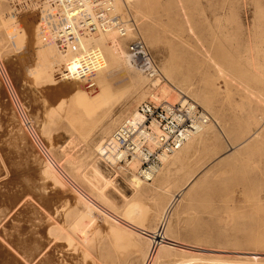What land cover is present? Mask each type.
<instances>
[{
    "label": "rangeland",
    "instance_id": "obj_1",
    "mask_svg": "<svg viewBox=\"0 0 264 264\" xmlns=\"http://www.w3.org/2000/svg\"><path fill=\"white\" fill-rule=\"evenodd\" d=\"M115 1L164 82L124 56L130 39L96 26L49 45L74 24L58 5L0 0V264H264V0ZM180 92L210 133L139 197L97 148ZM96 168L116 178L105 192Z\"/></svg>",
    "mask_w": 264,
    "mask_h": 264
},
{
    "label": "built area",
    "instance_id": "obj_2",
    "mask_svg": "<svg viewBox=\"0 0 264 264\" xmlns=\"http://www.w3.org/2000/svg\"><path fill=\"white\" fill-rule=\"evenodd\" d=\"M58 5L69 27L50 35L49 45L71 38L78 30L86 31L98 26L113 31L119 39L131 36L129 23L117 11L115 0H35ZM127 51L135 68L151 83L164 82L158 64L144 40L130 38ZM208 112L188 96L175 103L146 101L135 113L124 120L100 144L98 157L111 170H128L139 163L138 177L145 183L155 179L166 158L181 150L185 144L210 124Z\"/></svg>",
    "mask_w": 264,
    "mask_h": 264
},
{
    "label": "bare ground",
    "instance_id": "obj_3",
    "mask_svg": "<svg viewBox=\"0 0 264 264\" xmlns=\"http://www.w3.org/2000/svg\"><path fill=\"white\" fill-rule=\"evenodd\" d=\"M127 21V20H126ZM128 22V21H127ZM129 23V22H128ZM67 27V26H66ZM66 27H64V29L66 28ZM129 27H130V29H131V26H130V24H129ZM132 31V30H131ZM29 34V33H28ZM116 36H117V34L114 32L113 33V35H112V42L113 43H115L116 42ZM131 37V36H130ZM130 37L128 38V39H119L118 37H117V40H119V41H125V40H129L130 39ZM113 46H114V44H113ZM122 47L120 46V47H118V49H120V50H122L121 49ZM126 51H127V49H126ZM128 55V56H127ZM124 56H127V58H128V60H130L131 59V57H130V55H129V53H128V51L126 52V55H124ZM127 60V59H126ZM127 60V61H128ZM131 61H132V59H131ZM129 62V61H128ZM130 63V62H129ZM75 82V81H74ZM77 84V83H76ZM79 85V84H78ZM79 88V87H78ZM77 90V89H76ZM16 91V90H15ZM80 92H82V91H80ZM180 95L181 96H186L184 93H182V92H180ZM179 95V99L178 100H180V98H181V96ZM62 96H65V95H62ZM62 96H61V98L59 99V103L60 104H64V103H66V105H67V102L68 101H66V100H68V99H65V98H62ZM94 96V95H93ZM67 98V97H66ZM70 99V98H69ZM153 99L155 100V102H160V100H161V98L160 97H156V96H153ZM177 100V101H178ZM176 101V102H177ZM91 102V101H90ZM168 102V101H167ZM169 102H171V101H169ZM171 103H175V102H171ZM68 104H69V102H68ZM85 106V105H84ZM89 111V110H88ZM135 113V112H134ZM133 113V114H134ZM132 114V115H133ZM131 115V116H132ZM130 116V117H131ZM129 117V118H130ZM209 126V124L207 125V127ZM211 127V126H210ZM208 129V128H207ZM207 129H203L200 133H198L196 136H194L192 139H190L186 144H185V146L181 149V150H179L178 152H176L175 154H173V156L175 157L176 155H178L179 153H181L186 147H187V145H189V144H195L196 143V141H197V139H202V137L203 136H205L206 134H209L210 133V131H209V133H208V131H207ZM210 129V128H209ZM106 132V131H105ZM50 134V133H49ZM48 134V135H49ZM49 140H50V138H49ZM192 144V145H193ZM54 145V144H53ZM53 145H52V147H53ZM75 146V145H74ZM190 146V145H189ZM67 147V146H66ZM98 147V146H97ZM100 149H101V147L99 146L98 148H97V150H98V152L100 151ZM184 151H186V149L184 150ZM71 156V155H70ZM171 157V156H170ZM170 157H168V158H166L165 160H164V162H163V165L165 166L166 164L168 165L169 164V161L170 162H173V161H171V158ZM173 158V157H172ZM175 160H177V161H179L178 159H181V158H178L177 157V159H176V157L174 158ZM173 159V160H174ZM176 162V161H175ZM55 162H53V161H51L50 163H46L45 164V168H44V176H49L50 178H54V180L56 179L57 181H58V183L59 182H62L61 180H60V178L58 177V175H57V172L55 171V170H53V168H52V165H56V164H54ZM174 164V163H173ZM173 164H171V165H173ZM162 165V166H163ZM171 165H169V166H171ZM57 166V165H56ZM160 167V169L158 170V173H157V175H156V177H155V179L153 180V183L155 182V180H156V178L159 176V175H161V173L163 172V168H164V166L163 167ZM171 167H173V166H171ZM57 168H58V166H57ZM61 168V167H60ZM168 169V168H167ZM118 170L120 171H125L127 174H130V175H128V178L130 179V184H131V186L134 188V190H135V192H136V194H137V196H139V197H141V195H143V194H145V193H147L148 192V190L150 191V189H144L143 187H144V181H142L139 177H138V175H137V172H138V170H139V163H133V164H131V166L129 167V169L128 170H122L121 168H119V169H117V170H113V171H117L118 172ZM120 171V172H121ZM94 174V179H93V181L95 180L96 181V185L95 184H93V182H92V184L94 185V186H96L97 187V185H98V187H100V188H102V190L104 189V192L108 189V187L109 188H111L110 186H114L115 184H116V178H114L113 176L111 177H109V176H106L100 169H98V168H96L95 170H94V172H93ZM122 173H124V172H122ZM92 175V176H93ZM112 175V174H111ZM117 177V176H116ZM63 178V177H62ZM91 179V178H90ZM52 180V179H51ZM56 181V182H57ZM157 181V180H156ZM54 182V181H53ZM152 183V182H151ZM145 184H147V185H149L150 183H145ZM158 184V183H157ZM156 184V185H157ZM74 185V184H73ZM159 185V184H158ZM157 185V187H159ZM74 186H76V185H74ZM42 188V187H41ZM40 188V189H41ZM95 188V187H94ZM99 189V188H98ZM106 189V190H105ZM79 190V189H78ZM95 190H96V188H95ZM101 190V191H102ZM159 190V189H158ZM80 191V190H79ZM41 192H43V191H41ZM100 192V191H99ZM103 192V191H102ZM151 193V192H150ZM66 194V193H65ZM83 195H84V193H83ZM147 195V194H146ZM28 196V195H27ZM30 196H33V195H30ZM144 196V195H143ZM138 197V198H139ZM32 198V197H31ZM30 198V199H31ZM88 198V197H87ZM143 198V197H142ZM28 199V198H27ZM77 200V199H76ZM177 200V199H176ZM136 201V200H135ZM77 202V201H76ZM92 202V201H91ZM60 206V205H59ZM100 207V206H99ZM44 211V210H43ZM45 212V211H44ZM6 213V212H5ZM70 216V215H69ZM49 224V223H48ZM106 225V224H105ZM53 226V225H52ZM58 227H60V226H58ZM106 227V226H105ZM104 227V231H105V228ZM49 228V227H48ZM51 228V227H50ZM54 229H57V228H54ZM54 229H52L51 231H52V234L53 235H55L54 233H56V230H54ZM58 229H61V228H58ZM66 229V228H65ZM68 229V228H67ZM62 231H63V229H61ZM58 231H60V230H58ZM62 231H60V232H62ZM58 233V232H57ZM63 233V232H62ZM77 233V232H76ZM50 234V233H49ZM61 234V233H60ZM63 234H67V233H63ZM80 234V233H79ZM48 235V234H47ZM81 235V234H80ZM50 236V235H49ZM56 236V235H55ZM62 236V237H61ZM63 236L64 235H60V239H59V237H56L59 241L60 240H62V238H63ZM68 236H70V235H68ZM51 237V236H50ZM103 237V236H102ZM53 238V240H57L56 238H54V237H52ZM65 238V240H66V237H64ZM71 238L72 237H70V239L68 238V242H69V245H71V243H72V241L73 240H71ZM163 239V238H162ZM56 241H54V243H55ZM58 242V241H57ZM67 242V241H66ZM61 243H63V242H61ZM49 244V243H48ZM53 244V243H52ZM50 246V245H49ZM51 247V246H50ZM58 247H60V246H58ZM50 249V248H49ZM48 249V250H49ZM16 251V250H15ZM50 251V250H49ZM58 251V250H57ZM45 253V252H44ZM43 253V254H44ZM21 255V254H20ZM47 256V255H46ZM19 257V256H18ZM41 257V256H40ZM163 257V256H162ZM44 258H46V259H44L45 261H44V263H47V264H55V260H54V257H53V255H49L48 257H44ZM32 259H33V257H32ZM39 260V259H38ZM37 260V261H38ZM159 260V259H158ZM162 260V259H161ZM27 261V260H26ZM30 261V260H29ZM36 261V260H35ZM36 261V262H37ZM43 261V260H42ZM31 262V261H30ZM39 262V261H38ZM32 263H34V261H32L31 262V264ZM43 263V262H42ZM42 263H40V264H42ZM57 264V263H56Z\"/></svg>",
    "mask_w": 264,
    "mask_h": 264
}]
</instances>
